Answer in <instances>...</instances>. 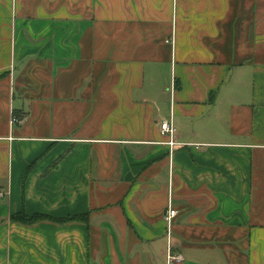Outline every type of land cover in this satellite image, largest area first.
<instances>
[{
    "label": "crops",
    "instance_id": "1",
    "mask_svg": "<svg viewBox=\"0 0 264 264\" xmlns=\"http://www.w3.org/2000/svg\"><path fill=\"white\" fill-rule=\"evenodd\" d=\"M170 249L264 264V0H0V264Z\"/></svg>",
    "mask_w": 264,
    "mask_h": 264
},
{
    "label": "built area",
    "instance_id": "2",
    "mask_svg": "<svg viewBox=\"0 0 264 264\" xmlns=\"http://www.w3.org/2000/svg\"><path fill=\"white\" fill-rule=\"evenodd\" d=\"M160 131L163 136L167 138L165 144L169 147L170 156H173L175 151L180 146L187 145L186 143H181L178 140V128L175 125L174 119L171 116L168 119L161 120L159 123ZM177 214V211L173 208L171 202L168 207L167 213L165 215L166 223L168 224V236L171 237L172 235V225L175 219V216ZM184 255L181 253L173 254L171 253V249L168 254V264L173 263H181L184 261Z\"/></svg>",
    "mask_w": 264,
    "mask_h": 264
},
{
    "label": "trees",
    "instance_id": "3",
    "mask_svg": "<svg viewBox=\"0 0 264 264\" xmlns=\"http://www.w3.org/2000/svg\"><path fill=\"white\" fill-rule=\"evenodd\" d=\"M13 219L18 222H22L24 224H34L40 221H54L50 215L47 214H35L33 216H28L24 211L17 213L13 216Z\"/></svg>",
    "mask_w": 264,
    "mask_h": 264
}]
</instances>
